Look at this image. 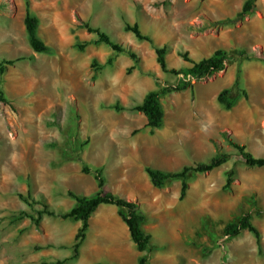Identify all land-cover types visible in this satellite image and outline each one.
Segmentation results:
<instances>
[{"label": "rangeland", "instance_id": "rangeland-1", "mask_svg": "<svg viewBox=\"0 0 264 264\" xmlns=\"http://www.w3.org/2000/svg\"><path fill=\"white\" fill-rule=\"evenodd\" d=\"M245 1L30 0L41 19L39 35L52 47L50 53H37L24 23L26 0H0V62L23 58L0 76L13 104L0 102V264H53L72 256L80 222L43 215L36 226L20 218L22 212L37 217L42 196L61 213L75 204L68 191L89 196L97 190L77 155L103 168L108 191L148 199L141 211L152 250L140 252L117 207L102 204L91 217L79 257L64 264H139L143 254L150 264H222L224 258L229 264H264V173L246 165L222 135L264 157V0H255V13L237 25L217 23L236 18ZM82 22L135 51L138 62L92 43L97 35ZM126 23H138L153 43L138 40L124 29ZM76 42L87 45L81 51ZM163 45L169 46V68L192 66L180 51L199 61L225 49L229 60L225 70L193 80V88L163 95L164 124L152 133L146 116L132 108L148 92L184 78L161 69L155 46ZM244 50L252 57L241 55ZM109 57L113 65L93 80L92 61ZM239 68L249 96L231 110L221 109L214 94ZM116 103L123 109L111 107ZM251 121H257L254 131L261 139L242 129ZM216 145L231 159L192 175L183 200L181 180L159 188L145 171L147 166L179 171L208 162ZM232 168L235 181L225 189ZM246 212L261 232V248L247 230L234 238L224 234L225 226Z\"/></svg>", "mask_w": 264, "mask_h": 264}, {"label": "trees", "instance_id": "trees-1", "mask_svg": "<svg viewBox=\"0 0 264 264\" xmlns=\"http://www.w3.org/2000/svg\"><path fill=\"white\" fill-rule=\"evenodd\" d=\"M255 13V0H246L242 10L238 13L237 17L230 19L224 22H217L220 25H237L243 22L248 16ZM24 23L28 33L30 45L32 49L37 53H50L52 47L46 43V41L39 35V29L41 25L40 17L35 14L31 9L30 0H26L25 7V16ZM82 27L86 29L89 33H95L97 38L92 41L94 44L104 43L112 48L116 53H125L129 55L135 62H138V56L135 51L130 48L125 47L124 45L115 42L111 36L104 30L91 26L88 22H82ZM126 31L132 32L138 40H146L150 43H153V39L150 35H146L142 32L138 23L130 24L126 23ZM87 43H78L76 42L75 46L83 51ZM155 51L157 54V62L159 63L161 69L164 72L171 73L174 75H183L184 78L176 85L172 86H163L159 90H152L148 92L140 105L134 106L132 109L142 112L146 118L147 123L146 127L150 128V131L153 133L155 129H159L164 124L165 119V109L161 102V97L173 92H179L186 90L188 88H193V80L201 81L208 77H212L216 73H219L226 68L227 61L229 60V54L225 49H217L209 57H204L199 61H195L190 57L188 51H180L179 55L187 62H190L192 66L187 68H169L167 66L166 55L169 51L168 45L155 46ZM241 55L247 56L248 58L252 57L247 54L244 50L241 52ZM264 57L263 54H261ZM23 59L22 57L17 59H6L0 62V76H3L7 68L11 65H14L17 61ZM114 57H109L108 60L104 63L99 62L97 59H94L91 64V69L93 71L92 79L95 80L97 73L104 69L106 66L113 65ZM242 68H239L236 74V80L234 85L230 88L223 89L217 100L225 108L231 109L237 102L240 96L248 97V93L245 89L242 88ZM0 102L11 105L12 102L7 98L5 91L0 86ZM117 111L122 110L123 108L118 104L111 106ZM139 130H135L138 132ZM222 135L226 138L228 143L233 146L243 162L250 167H264V157H257L251 151L248 150L246 144L239 143L232 138H230L226 132H222ZM51 146H57L56 143L50 144ZM232 157V154L224 151L218 145H216V153L208 162H199L195 165H185L179 171H166L157 168L147 166L145 168L146 173L148 174L151 183L155 187L163 188L169 185L174 180H181V189L179 198L183 200L190 188V178L194 174L198 173H207L211 172L214 169L222 166L227 163ZM66 159L71 158L65 154ZM73 158V157H72ZM74 159V158H73ZM77 161L82 163V172L85 174H91L94 176L97 181L98 190L96 193L84 196L78 195L73 191H68V194L73 198L76 203L75 205L66 212H57L52 209L45 197L42 196L40 203L42 208L38 210L37 217L27 212H22L21 218L28 217L30 218L36 226L40 225V221L43 215H49L52 217H60L64 220H72L75 222H80V226L74 237L73 244V254L72 256L57 260L53 264H64L70 260H75L80 255V249L85 242L88 231L90 228V221L92 215L102 204H111L115 205L118 209L119 216L127 224L130 237L137 246V249L140 252L152 250L151 241L152 236L144 230V224L146 223V215L141 211V203L134 201L132 199L117 196L112 192L105 191L106 180L103 176V168L95 167L93 168L89 164L85 163L81 156H76ZM236 168H232L228 175L227 181L224 186L225 189H229L232 183L235 181ZM254 204L257 207V201H254ZM257 211L263 212L262 208L257 207ZM253 216L251 212H246L241 215L237 221L229 222L224 228V234L230 238H234L240 235L243 231L247 230L252 233L257 240L259 248H261V232L257 226L252 221ZM97 264H110V263H97ZM139 264H150L148 257L141 255L139 257ZM222 264L227 263L226 259H223Z\"/></svg>", "mask_w": 264, "mask_h": 264}, {"label": "crops", "instance_id": "crops-1", "mask_svg": "<svg viewBox=\"0 0 264 264\" xmlns=\"http://www.w3.org/2000/svg\"><path fill=\"white\" fill-rule=\"evenodd\" d=\"M213 54V53H212ZM211 54V55H212ZM236 71H235V74H233V76H232V78L230 79V80H228L227 82H225L224 83V85L223 86H221L220 88H222V90L223 89H225V88H223L225 85H228V84H230V86L228 87V88H230V87H232L233 85H234V82H235V80H236ZM243 77H244V73L242 74V84H243ZM220 88H218L217 90H216V92H215V94L214 95H217V97H218V95H219V93L222 91H220ZM196 96H197V93H196ZM248 96H249V93H248ZM251 97V96H250ZM246 98H248V97H245V96H240L239 98H238V100H237V102L235 103V105L231 108V109H233L242 99H246ZM252 98V97H251ZM197 99H198V96H197ZM200 99V98H199ZM198 99V100H199ZM253 99V98H252ZM253 102H254V99L252 100ZM217 102H218V100H217ZM218 104L220 105L219 107L221 108V109H224V110H231V109H227V108H225L222 104H220L219 102H218ZM251 105H249L247 108L248 109H246V112H249L250 111V109H249V107H250ZM264 117V116H263ZM262 117V118H263ZM255 123H257V121L255 122V121H251V122H249V123H247L246 124V126H244V128H242V129H245V130H250V131H253L254 133H252V137H254V138H259V136L256 134V130L254 131V129L256 128V124ZM224 126H227V127H230V128H232L231 126H229V124H225ZM234 130V129H233ZM259 139H261V138H259ZM252 169H255V171H257V169L258 170H262V172L264 173V167H253ZM251 171H253V170H251ZM133 183V182H132ZM131 183V184H132ZM153 185V184H152ZM154 186V185H153ZM97 190H98V185H97ZM96 190V191H97ZM96 191L94 192V193H96ZM105 191L106 192H109L108 190H107V188H106V184H105ZM111 192V191H110ZM94 193H92V194H94ZM113 193V192H112ZM92 194H90V195H92ZM115 194V193H114ZM143 194V193H142ZM117 196H119V195H117ZM142 196H144V194L142 195ZM121 197H126V198H128L127 196H121ZM130 199V198H129ZM132 200H134V199H132ZM134 201H138V202H140L141 203V209L143 208H145V204L148 202V199L144 196L143 198H142V200L140 201V199L137 197ZM149 202H153L152 200H149ZM75 203H76V201H75ZM75 205V204H74ZM146 220H147V216H146ZM144 230H145V226H144ZM145 252V251H144ZM143 253V252H142ZM144 255V254H143Z\"/></svg>", "mask_w": 264, "mask_h": 264}]
</instances>
